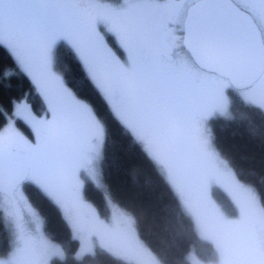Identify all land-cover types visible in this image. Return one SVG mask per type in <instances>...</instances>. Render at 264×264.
Segmentation results:
<instances>
[{
	"label": "snow or ice",
	"instance_id": "obj_1",
	"mask_svg": "<svg viewBox=\"0 0 264 264\" xmlns=\"http://www.w3.org/2000/svg\"><path fill=\"white\" fill-rule=\"evenodd\" d=\"M99 23L129 53L128 65L114 54L104 56L111 50ZM56 26L80 29L97 50L90 57L69 41L82 70L75 87L52 67L56 41L45 37ZM0 45L11 58L0 77L25 74L47 103L46 116L38 118L26 98L13 101L10 122L0 127V219L7 215L16 227L15 244L0 253V264H41L45 257L53 264L59 258L62 248L23 222L22 205L33 224L39 222L23 184L46 192L57 207L67 203L74 174H86L87 149L105 127L89 91L145 145L181 195L199 186L206 199L210 185L221 184L201 133L204 115L220 111L213 98H224L231 85L264 110V0H0ZM17 121L34 130V142ZM235 202L238 216L219 213V223L238 224L244 243L218 246L221 264H264V199L251 193L247 202ZM68 213L71 218L70 208Z\"/></svg>",
	"mask_w": 264,
	"mask_h": 264
},
{
	"label": "trees",
	"instance_id": "obj_2",
	"mask_svg": "<svg viewBox=\"0 0 264 264\" xmlns=\"http://www.w3.org/2000/svg\"><path fill=\"white\" fill-rule=\"evenodd\" d=\"M65 2V0H63ZM109 46L122 56V50L109 37ZM56 67L71 86H77L82 75L73 48L60 41L56 47ZM11 64V58L0 45V68ZM87 98L105 115L101 179L103 187L91 180L82 185V196L103 217L109 213V202L130 215L138 235L162 264H191L188 255L197 253L203 260L216 257L213 244L203 239L196 222L189 214L142 144L117 120L107 115L99 97L89 91ZM39 116L47 111L39 89L25 74L17 73L10 80L0 77V127L11 116L12 103L25 99ZM230 117H212L208 124L212 142L222 158L233 169L240 185L251 186L264 199V110L246 102L234 89L229 91ZM24 137L34 141V131L16 122ZM23 191L43 220L45 235L64 252L53 264H131L111 255L103 248L77 258L80 244L60 207L43 191L27 182ZM213 195L222 206L235 214L230 198L221 189ZM10 235L4 218L0 219V253L7 252Z\"/></svg>",
	"mask_w": 264,
	"mask_h": 264
},
{
	"label": "rangeland",
	"instance_id": "obj_3",
	"mask_svg": "<svg viewBox=\"0 0 264 264\" xmlns=\"http://www.w3.org/2000/svg\"><path fill=\"white\" fill-rule=\"evenodd\" d=\"M22 3L32 4L35 0H21ZM64 2V1H63ZM114 4H119L120 0H112ZM67 3V2H66ZM97 30L104 37V41L110 49V52L105 51L104 56L111 59L112 54L120 60V62L128 65V55L129 53L121 45L117 37L108 32L102 23L97 24ZM63 36L57 39L58 36ZM112 37L117 44V46L123 51L122 56L112 50L109 46L108 39ZM45 40L51 43L55 40L54 46L51 48V57L53 60V69L56 72L60 71L56 67V47L60 41H69L78 43L84 48L90 57L97 56V50L93 49L89 45V38L82 34L81 30L74 27H62L56 26L49 35L45 37ZM70 45V44H69ZM4 46V45H3ZM37 58H39V53L37 52ZM61 74V73H60ZM233 89L230 85L225 89L224 98H213V104L221 105L220 111H215L212 115H204L201 122V133L203 139L207 141L208 149L214 154V160L217 164V171L220 177L221 184L213 183L210 185L208 199H206L199 186H195L189 190H185L184 194L181 195L177 190V185L168 179L167 173L164 169L155 161L154 157L149 151L146 150L145 145L142 146L153 159V161L160 168L164 177L168 180L172 188L175 190L176 194L180 198L184 209L192 215L194 218L198 232L200 236L211 242L216 250V257L212 261L203 260L197 253L192 252L188 255V260L191 264H221V258L217 255V247L225 244L229 247H235L244 243V237L240 226L233 225L229 228H224L219 223V213L226 219H235L238 216V206L235 201L247 202L251 193H256L255 189L251 186L240 185L233 169L228 165V163L222 158L219 152L213 145L211 130L209 127V120L212 117H230V100L229 91ZM234 91L243 98L246 102L253 104L247 100L241 93V91ZM257 103H260L259 97L257 98ZM29 104V103H28ZM47 104V103H46ZM47 111L42 116L37 115L38 118H44ZM10 117H8L7 124L10 122ZM15 127L20 131V129L15 125ZM33 130V129H32ZM34 131V130H33ZM21 132V131H20ZM22 133V132H21ZM24 136V135H23ZM105 133L104 129L100 133L98 140L95 144L91 145L87 149V159L89 163L87 164L86 174L84 171L77 170L72 179V187L69 190V197L67 203L60 206L63 211L64 216L68 220L72 227L73 235L75 239L79 241L80 247L76 254L77 258H82L87 254H93L97 248H103L111 255L124 260L131 264H162L148 249L146 244L141 240L138 235L137 229L133 218L123 211L120 207L109 202V213L106 217L101 216L96 209L88 203L82 196V185L86 180H91L98 187H103L101 179V161L103 158V146H104ZM36 140V136L34 141ZM30 141V142H34ZM84 155V153H82ZM27 183V182H26ZM215 188L221 189L230 198L233 205L235 214H231L220 204L213 195ZM44 192V191H43ZM47 196L48 194L44 192ZM23 195L27 197L23 191ZM258 195V194H257ZM49 197V196H48ZM188 199L191 200V208L194 212L187 206ZM28 200V198H27ZM29 201V200H28ZM31 207L33 205L31 204ZM71 209V218H69L68 209ZM35 209V208H34ZM21 214L23 217V222L29 229H34L50 240L43 231V220L39 214V222L34 225L32 222V215L30 214L28 208L24 205L21 207ZM5 225L8 229L10 235V245L15 244L16 239V227L14 223L5 215L4 217ZM211 235H217L218 238L214 239ZM51 241V240H50ZM59 247V246H57ZM61 248V247H60ZM64 257V252L59 253V258ZM41 264H49L48 258L42 259Z\"/></svg>",
	"mask_w": 264,
	"mask_h": 264
},
{
	"label": "water",
	"instance_id": "obj_4",
	"mask_svg": "<svg viewBox=\"0 0 264 264\" xmlns=\"http://www.w3.org/2000/svg\"><path fill=\"white\" fill-rule=\"evenodd\" d=\"M232 88L235 89V90H237V91H241L240 89H237L235 86H232ZM25 183H26V182H24V184H25ZM24 184H23V185H24Z\"/></svg>",
	"mask_w": 264,
	"mask_h": 264
},
{
	"label": "flooded vegetation",
	"instance_id": "obj_5",
	"mask_svg": "<svg viewBox=\"0 0 264 264\" xmlns=\"http://www.w3.org/2000/svg\"><path fill=\"white\" fill-rule=\"evenodd\" d=\"M65 2H69V0H65ZM122 53H123V51H122Z\"/></svg>",
	"mask_w": 264,
	"mask_h": 264
}]
</instances>
